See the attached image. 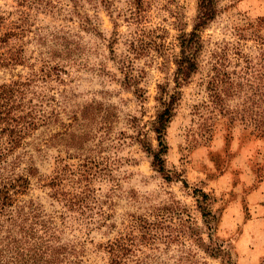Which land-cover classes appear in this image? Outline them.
I'll return each instance as SVG.
<instances>
[{
	"label": "rangeland",
	"instance_id": "rangeland-1",
	"mask_svg": "<svg viewBox=\"0 0 264 264\" xmlns=\"http://www.w3.org/2000/svg\"><path fill=\"white\" fill-rule=\"evenodd\" d=\"M197 2L0 0V36L9 32L0 54L23 56L0 67V84L31 78L25 100L41 118L15 149L21 168H37L21 197L62 215L88 264H109V241L128 247L127 264H264V143L239 122L227 125L208 85L212 64L227 57L223 67L242 87L225 90L223 103L240 107L245 81L234 52L255 61L264 47V0H218L200 31L198 70L177 86L178 37L192 29ZM160 89L179 92L165 132L171 179L142 145L157 146ZM194 189L211 197L208 222ZM207 232L224 255L204 252Z\"/></svg>",
	"mask_w": 264,
	"mask_h": 264
},
{
	"label": "trees",
	"instance_id": "trees-1",
	"mask_svg": "<svg viewBox=\"0 0 264 264\" xmlns=\"http://www.w3.org/2000/svg\"><path fill=\"white\" fill-rule=\"evenodd\" d=\"M217 14L218 0H198L192 29L182 32L178 37L180 51L174 60V81L177 86L187 82L198 70V55L203 48L200 31ZM1 18L0 16V23ZM257 25L264 27V16L257 20ZM8 33L0 36V42L5 41ZM260 38L263 40L261 36ZM235 51L236 66H239V73L242 74L239 77L245 81L242 91L244 99L240 107L232 110L223 103L222 93L225 94V90L234 86L238 89L242 87L241 83L234 82L237 75L232 78L231 73L224 69L223 63L227 57L221 56L223 62L217 60L212 64L213 74L209 77L208 85L215 100L222 101L220 111L224 112L227 125L239 122L243 134L252 135L264 143V47H259L255 61L253 56L243 52L241 48H236ZM217 55L221 59L220 54ZM42 60L50 69L62 70L48 66L47 59ZM18 63H23L20 53L0 54V67ZM31 80L27 78L26 81L15 80L0 84V264H88L81 243L66 238L63 216L47 212L43 205L33 198L21 197L27 194L31 177L37 172V168L31 163L21 168L19 164L24 152L15 153L18 146L25 144V135L35 128L38 119H41L37 116L36 104L25 100L27 92L33 93L29 88ZM159 92V108L153 122L157 146L152 148L147 144L142 145L151 153L155 168L166 179H171L164 165V155L168 150L165 132L174 115L179 92L168 94L167 97L164 92L162 94L161 89ZM52 184V181L48 182V185ZM193 193L203 221L208 222L215 218L209 208L210 195L201 189H194ZM207 237L210 243L203 248L204 252L212 257L224 255L218 236H215L214 232H207ZM104 249L110 256L109 264H127L125 255L128 247L124 244L109 241ZM138 263L144 264L141 261ZM200 264L207 262L200 261Z\"/></svg>",
	"mask_w": 264,
	"mask_h": 264
}]
</instances>
